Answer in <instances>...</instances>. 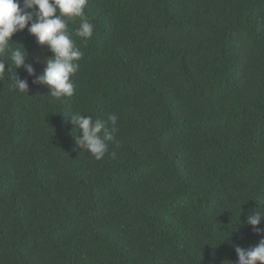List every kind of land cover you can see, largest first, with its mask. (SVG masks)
<instances>
[{"label": "trees", "instance_id": "obj_1", "mask_svg": "<svg viewBox=\"0 0 264 264\" xmlns=\"http://www.w3.org/2000/svg\"><path fill=\"white\" fill-rule=\"evenodd\" d=\"M85 14L86 42L68 20L84 53L72 96L23 68L27 93L0 81V264H235L261 239L245 221L264 209V0ZM11 40L41 74L47 46L27 27ZM75 112L118 115L103 159L76 145Z\"/></svg>", "mask_w": 264, "mask_h": 264}, {"label": "clouds", "instance_id": "obj_2", "mask_svg": "<svg viewBox=\"0 0 264 264\" xmlns=\"http://www.w3.org/2000/svg\"><path fill=\"white\" fill-rule=\"evenodd\" d=\"M87 4L88 0H0V81L7 77L13 90L27 93L28 82L21 79L17 72L23 68L28 76L34 77L33 83L48 86L51 97L60 100L72 96L74 85L71 77L78 71L77 61L83 58L84 53L69 34L68 20L78 18L80 23L75 29V36L84 42L90 39L94 26L85 14ZM26 27L39 44L46 45L53 53L44 61L46 67L39 75L32 64L27 63L29 53L25 47L13 44L11 40L15 33ZM69 118L75 130L82 132V136H75L76 145L87 150L96 160L103 159L108 149L107 142L114 141L119 130L118 115L111 113L106 121H102L75 112ZM257 204L258 207L246 217L245 223L261 239L247 249L235 246L238 257L235 264H264V228L258 227L264 220V209Z\"/></svg>", "mask_w": 264, "mask_h": 264}]
</instances>
